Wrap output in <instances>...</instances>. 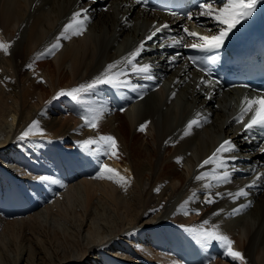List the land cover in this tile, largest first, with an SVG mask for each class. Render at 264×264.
I'll return each mask as SVG.
<instances>
[{
    "label": "bare ground",
    "instance_id": "obj_1",
    "mask_svg": "<svg viewBox=\"0 0 264 264\" xmlns=\"http://www.w3.org/2000/svg\"><path fill=\"white\" fill-rule=\"evenodd\" d=\"M102 1L107 11L96 0H0V41L14 42L10 55L0 52V264H217V257L212 260L205 252L209 246L219 251V264H240L224 256L219 243L204 245L187 230L205 219L234 240L246 264H264V180L247 198L233 201L226 195L264 173V144L235 122L242 89L218 92L202 85L198 90L200 75L181 62L171 66L157 43L165 39L157 35L141 57L142 63L154 65L156 78L131 77L133 84L147 87L100 85L84 94L83 103L53 99L61 89L91 82L109 63L134 50L154 24L172 21L135 9L128 0ZM81 7L92 16L84 35L62 41L55 56L36 60ZM185 24L202 35L218 31L204 17ZM89 107L104 108L98 129L83 127L80 117ZM197 112L208 122L202 120L201 127L183 136ZM34 120L45 134L20 139ZM142 124H147L144 131ZM99 135L117 139L118 158L82 148L83 140ZM229 138L238 148V158L231 162L237 170L231 183L206 189L208 181L195 176L212 166L200 164ZM59 159L75 162L77 176L69 184L56 180H62L61 168L52 163ZM102 163L129 183L122 187L95 178ZM40 176L57 182H42ZM210 191L224 195L206 204ZM25 198L37 204V211L17 217L11 208ZM249 200L251 207L230 215Z\"/></svg>",
    "mask_w": 264,
    "mask_h": 264
},
{
    "label": "snow or ice",
    "instance_id": "obj_2",
    "mask_svg": "<svg viewBox=\"0 0 264 264\" xmlns=\"http://www.w3.org/2000/svg\"><path fill=\"white\" fill-rule=\"evenodd\" d=\"M94 2L95 0H93V3ZM260 3L261 0H223L222 6H216L215 0H202V2L198 4V13H195L196 18L199 19L204 17L210 19L218 26V31L215 34L202 35L197 31L190 30L188 26H184V35H180L179 37L172 36L167 43H161L159 47L183 46L185 48H192L205 52L219 49L223 46L229 34L241 24L242 21L253 15ZM135 4L143 5V7L147 9L148 0H135ZM105 11H107V9H105ZM170 15L173 17L177 16L175 12L170 13ZM193 16L194 14L191 12L186 14V18L189 21L193 20ZM91 22L92 16L88 7H81L79 10L73 12L71 18L62 26V30L55 37L54 42H52L43 52L38 53L36 60L55 56L63 47L62 41L71 40L73 37L84 35ZM168 28V23L159 25L154 24L149 34L140 41L139 45L135 47L134 50L130 51L120 60L109 63L91 82L79 84L68 90L61 89L56 93L53 99L70 97L77 103H83L84 94L92 92L100 85H110L115 88L130 87L133 90L147 87L146 85L133 84L131 77L136 76L147 81H152L156 78L153 73L154 65L149 62L142 63L141 57L143 53L147 51L148 42L157 37L158 33H161ZM209 31H211V29ZM187 38H192L191 42H189ZM13 43L14 42L12 41H0V52H3L5 55H10V49L12 48ZM179 57L180 54L177 53L176 55L171 56L168 62L170 64L175 63ZM187 60L193 65L198 64V59L196 57L189 56L187 57ZM33 63H35V61ZM27 67L32 69L33 64H28ZM198 71L204 72L205 75L208 76V79L201 77L200 82L196 85L198 90L202 85L211 87L214 83L219 84V81L213 82L208 70L204 67H198ZM172 95L175 96L176 93H172ZM207 98H212L210 92L207 94ZM104 114L105 111L103 107H89L86 109V114L80 117L84 122L83 127L98 129L99 122L102 120ZM246 117L247 119H245ZM202 120L204 123L208 122L206 116H203L201 112H197L194 118L187 122L183 136L190 135L194 127H201ZM235 122L240 124L245 132H251L253 129L264 131V93L257 94L253 97L247 95L242 97L240 102V112L235 118ZM146 127L147 124H142L140 126V131H144ZM33 134H45L44 130L39 126V121H32L28 128L21 133L20 139H25ZM183 136L181 138H183ZM165 143L167 144L169 141H165ZM81 146L86 151H90L93 155L99 156L102 154L110 159L113 157L118 158V141L112 135H99L95 138L89 137L81 142ZM237 151L238 148L236 144L230 138L224 139L218 147H216L215 151L200 164V168L212 166L210 170L196 175L195 179L197 181L207 180L208 183L204 184L206 189H212L219 187L220 185L231 183L232 173L237 170L231 162L237 160ZM260 151L264 153V148H261ZM177 162H182V158H178ZM125 171H127V169H125ZM95 178L108 179L122 187L129 183L126 177L121 175L116 169L110 167L107 163L101 164L100 171ZM38 179L42 182H57L49 176H40ZM261 180H264V173L257 172L255 179L251 183L240 187L235 192H228L226 195L233 201H237L240 198H247L250 195L251 188L257 186V182ZM155 191L159 192L160 189L157 188ZM223 195L224 194L221 192L213 193L210 191L205 197L204 202L206 204H214L216 198L222 197ZM185 203L188 202L185 201ZM251 204L252 202L250 200L247 203H241L238 207L233 208L230 215H238L242 210L251 207ZM161 207H163V205H161ZM181 207L183 208L184 206L181 205ZM153 211H157V209H153ZM222 211L223 209L220 210V212ZM188 214L189 211L184 212V215ZM196 214L199 215L200 212L196 210ZM219 214V212L214 213V215ZM187 230L193 233L200 243L207 245L215 241L224 248V256L231 258L233 261H239L240 264H246L245 255L233 247L235 243L234 240H232L227 234H224L219 225L212 224L209 226V221L205 219L198 227H192Z\"/></svg>",
    "mask_w": 264,
    "mask_h": 264
},
{
    "label": "rangeland",
    "instance_id": "obj_3",
    "mask_svg": "<svg viewBox=\"0 0 264 264\" xmlns=\"http://www.w3.org/2000/svg\"><path fill=\"white\" fill-rule=\"evenodd\" d=\"M62 114H63V113H62ZM62 114H61V115H62ZM66 114H67V113H65V114H63V115H65V116H66ZM9 119H10V117H9ZM9 119H8V120H9ZM218 259H219V258L217 257V259H216V262L218 261V262H217V264H219V263H220V261H221V260H218ZM214 261H215V260H214ZM214 261H213V262H214ZM213 262H212V263H213ZM216 262H215V263H216Z\"/></svg>",
    "mask_w": 264,
    "mask_h": 264
}]
</instances>
